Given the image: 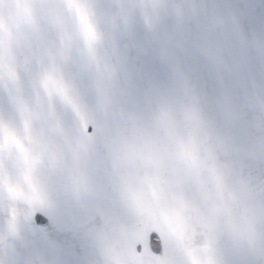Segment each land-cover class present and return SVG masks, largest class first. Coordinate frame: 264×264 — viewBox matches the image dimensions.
Instances as JSON below:
<instances>
[{
    "label": "rangeland",
    "instance_id": "374dc122",
    "mask_svg": "<svg viewBox=\"0 0 264 264\" xmlns=\"http://www.w3.org/2000/svg\"><path fill=\"white\" fill-rule=\"evenodd\" d=\"M0 264H264V0H0Z\"/></svg>",
    "mask_w": 264,
    "mask_h": 264
},
{
    "label": "water",
    "instance_id": "95a60500",
    "mask_svg": "<svg viewBox=\"0 0 264 264\" xmlns=\"http://www.w3.org/2000/svg\"><path fill=\"white\" fill-rule=\"evenodd\" d=\"M37 223L41 226H45L46 225V221H43L42 220V217L41 216H37ZM151 247L152 249L155 251V252H160V246H161V243H160V239L159 237L157 236V234L153 233L151 235Z\"/></svg>",
    "mask_w": 264,
    "mask_h": 264
},
{
    "label": "snow or ice",
    "instance_id": "6c2138e0",
    "mask_svg": "<svg viewBox=\"0 0 264 264\" xmlns=\"http://www.w3.org/2000/svg\"><path fill=\"white\" fill-rule=\"evenodd\" d=\"M90 30V29H89Z\"/></svg>",
    "mask_w": 264,
    "mask_h": 264
}]
</instances>
